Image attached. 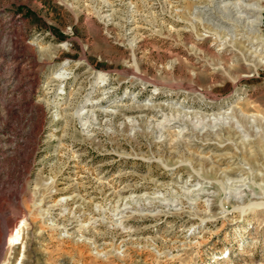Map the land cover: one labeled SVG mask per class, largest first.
I'll return each instance as SVG.
<instances>
[{"label": "rangeland", "instance_id": "obj_1", "mask_svg": "<svg viewBox=\"0 0 264 264\" xmlns=\"http://www.w3.org/2000/svg\"><path fill=\"white\" fill-rule=\"evenodd\" d=\"M0 264H264V0H0Z\"/></svg>", "mask_w": 264, "mask_h": 264}, {"label": "bare ground", "instance_id": "obj_2", "mask_svg": "<svg viewBox=\"0 0 264 264\" xmlns=\"http://www.w3.org/2000/svg\"><path fill=\"white\" fill-rule=\"evenodd\" d=\"M63 73L64 72H59L57 75L58 76H61ZM98 79L101 80V81H103L104 80V76L102 74H98ZM97 104H98L97 102L86 103L85 106H84V109H85L86 112L95 115L97 112H100L101 111L99 109L100 107ZM103 113H108V111L107 110H104ZM10 222L11 221L8 218L4 219L5 226H8L9 224L12 226V228H11L12 230H11V233H10V236H9L10 242H8V246H12L13 241L14 240L16 241V239H18L19 236H20L19 230H17V224H16V222H12V224Z\"/></svg>", "mask_w": 264, "mask_h": 264}]
</instances>
